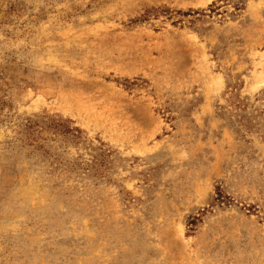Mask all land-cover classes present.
Here are the masks:
<instances>
[{
  "label": "rangeland",
  "instance_id": "rangeland-1",
  "mask_svg": "<svg viewBox=\"0 0 264 264\" xmlns=\"http://www.w3.org/2000/svg\"><path fill=\"white\" fill-rule=\"evenodd\" d=\"M0 264H264V0H0Z\"/></svg>",
  "mask_w": 264,
  "mask_h": 264
}]
</instances>
